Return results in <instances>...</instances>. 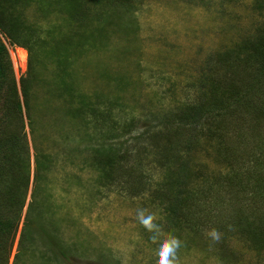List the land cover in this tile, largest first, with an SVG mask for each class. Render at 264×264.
<instances>
[{
	"label": "rangeland",
	"instance_id": "obj_1",
	"mask_svg": "<svg viewBox=\"0 0 264 264\" xmlns=\"http://www.w3.org/2000/svg\"><path fill=\"white\" fill-rule=\"evenodd\" d=\"M83 4L88 14L78 21L65 5L56 9L41 0L17 7L35 43L31 110L23 112L32 175L36 150L50 159L31 217L57 229L70 249L68 264H155L153 234L136 218L140 207L181 242L176 264H264V245L253 241L250 228L264 231V73L251 86L257 64L244 70L235 61L264 33V0ZM5 43L20 91L21 77L31 75L30 54ZM19 51L26 54L23 68ZM224 104L228 110L221 111ZM185 105L218 110L177 136L190 142L183 171L161 167L150 145L157 119ZM4 126L2 119L0 133ZM118 144L128 164L141 162L148 183L136 185L115 168L116 182L104 184L94 150ZM174 178L188 181L182 193L166 185ZM135 188L144 191L133 195ZM34 192L30 186L21 216L20 210L9 214L19 221L0 239L5 264L14 262ZM35 238V258L27 264H46L40 257L50 253Z\"/></svg>",
	"mask_w": 264,
	"mask_h": 264
},
{
	"label": "trees",
	"instance_id": "obj_2",
	"mask_svg": "<svg viewBox=\"0 0 264 264\" xmlns=\"http://www.w3.org/2000/svg\"><path fill=\"white\" fill-rule=\"evenodd\" d=\"M41 0H0V121L4 119L5 126L0 133V209L3 211L5 216L0 217V239L2 240L6 235H9L13 231L17 230V224L19 217L10 218V212L15 211L17 213L20 210L23 211L26 203V196L28 195L30 186L32 191H37L40 186V173L46 166V163L50 162V159L42 153L40 150H36L35 154V172L32 175L30 149L26 144L25 135L23 131L24 117L23 112L27 110L30 112V81L33 71L36 69L34 65V45L35 43L29 38L30 31L33 29L32 26L28 25L23 18V13L17 11L18 6H33L37 3L40 4ZM43 3L50 4L53 8L61 9L62 7H69L68 13L76 21L80 19L86 20L88 14L85 4L81 5L82 0H42ZM69 5V6H68ZM84 7V8H83ZM28 31H25L27 30ZM10 46H16L19 48L26 49L30 54L29 60V73L31 75L27 77H21L20 79V91L17 88V82L13 74V68L10 61L9 50L5 43ZM67 44L62 42V46ZM63 48V47H62ZM249 53L246 50L243 51L242 57L240 58L239 52L235 58V61H241L240 66H243L244 70L248 68H255V63L258 68H255L256 73L251 77L258 81V77L263 76L264 73V33L256 38L254 41L247 42ZM228 58V56H227ZM227 58H223L226 62ZM30 77V79H29ZM257 83H251L253 85H259ZM213 93L218 92L217 85L213 84ZM218 99V95L215 94ZM228 99V98H227ZM230 100V99H229ZM228 100V101H229ZM217 101V100H216ZM222 102H220L221 104ZM222 111L228 110L223 106H218ZM218 110L217 108H197L191 105H185L179 107L164 116H160L157 119L158 131L155 133L156 141L154 144H150L154 154L159 156V165L161 167L170 168V166H177L183 171L185 164L181 161V155L187 154L190 147V142L185 139H179L177 136L182 134L181 131H189L201 124L202 119H206L209 114H212ZM226 113H230L227 111ZM224 113V114H226ZM20 124L19 127L15 126ZM140 134V137L145 135ZM183 135V134H182ZM177 139L179 140L177 142ZM114 147L105 148L100 145L94 152L96 158H94V166L104 172L105 185H113L116 182L115 177L110 174L111 171L118 170L123 177H131L134 184L142 183L145 185L148 183L146 176L143 175L144 169H140L139 165L141 162L128 164L126 160L129 158L123 153V144L113 145ZM141 158V157H140ZM232 158L225 157V160L229 165L233 166ZM173 162H172V161ZM231 161V163L229 162ZM139 162V165H137ZM122 168V169H117ZM141 171L142 175H137L136 171ZM129 172L130 174H125ZM5 173V177H3ZM134 173V175H132ZM33 178V181L31 180ZM121 178H119L121 180ZM124 179V178H123ZM181 179V180H180ZM185 180L187 179L184 178ZM182 178H174L168 180L166 185L168 187H175L177 193H182L183 186L189 184L183 183ZM262 187V185H256L255 188ZM136 189V188H135ZM141 188H137L133 195H139L143 193ZM184 189V188H183ZM189 192H192L190 189ZM178 194H176L177 196ZM36 193L32 194V202L29 204V212L27 213L24 229L21 233L17 254L13 264H27V260L34 259L35 255L32 250L34 242H37L35 236H38L40 242L45 248V252L50 253V256H42L41 259L45 258L46 264H68L71 262L70 249L67 248L63 241L59 238L57 229L46 228L42 225V220L33 219L31 217L34 209L33 207L37 203L35 200ZM188 198H191L187 193ZM186 198V197H185ZM180 198L178 205H184L187 202V198ZM264 198V194L262 196ZM178 206V207H180ZM175 208V206H174ZM17 209V210H16ZM14 212V213H15ZM15 221H13V220ZM252 229V239L259 245H264V231L258 232L259 227ZM44 241H43V239ZM36 239V240H34ZM0 240V241H1ZM31 241H33L31 243ZM30 252V255H29ZM29 255V256H28ZM0 264H5L2 260V254L0 253Z\"/></svg>",
	"mask_w": 264,
	"mask_h": 264
},
{
	"label": "clouds",
	"instance_id": "obj_3",
	"mask_svg": "<svg viewBox=\"0 0 264 264\" xmlns=\"http://www.w3.org/2000/svg\"><path fill=\"white\" fill-rule=\"evenodd\" d=\"M136 218L148 232L153 234L150 239L155 244V264H176L177 250L181 246L179 239L171 234L163 233L159 225L154 223V215L146 214V210L142 207L136 210ZM211 235L215 238V231Z\"/></svg>",
	"mask_w": 264,
	"mask_h": 264
},
{
	"label": "bare ground",
	"instance_id": "obj_4",
	"mask_svg": "<svg viewBox=\"0 0 264 264\" xmlns=\"http://www.w3.org/2000/svg\"><path fill=\"white\" fill-rule=\"evenodd\" d=\"M19 56H20V63H21V66H22V68L25 66V64H26V54H25V52L23 51V52H21V51H19ZM18 59V58H17ZM19 61V60H18ZM20 66V65H19Z\"/></svg>",
	"mask_w": 264,
	"mask_h": 264
}]
</instances>
